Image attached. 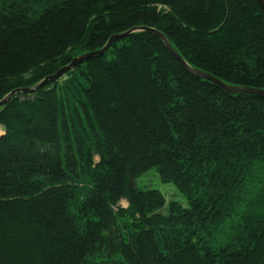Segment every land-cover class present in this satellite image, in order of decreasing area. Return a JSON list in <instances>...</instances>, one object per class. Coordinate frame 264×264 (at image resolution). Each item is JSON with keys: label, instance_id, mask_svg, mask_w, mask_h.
I'll return each instance as SVG.
<instances>
[{"label": "trees", "instance_id": "1", "mask_svg": "<svg viewBox=\"0 0 264 264\" xmlns=\"http://www.w3.org/2000/svg\"><path fill=\"white\" fill-rule=\"evenodd\" d=\"M137 27L264 90L254 0H0V101ZM0 128V264H264V98L156 35L18 94ZM151 170L186 203L139 188Z\"/></svg>", "mask_w": 264, "mask_h": 264}, {"label": "water", "instance_id": "2", "mask_svg": "<svg viewBox=\"0 0 264 264\" xmlns=\"http://www.w3.org/2000/svg\"><path fill=\"white\" fill-rule=\"evenodd\" d=\"M258 6L261 9L263 18H264V0H254ZM140 32H147L153 35H156L159 37L167 49L170 51V53L174 56V58L184 67V69L193 75L194 77H197L201 80L208 81L212 84H214L216 87L220 88L224 92L230 94V95H250L254 97H259V98H264V90L260 89H255V88H250V87H243V86H233L230 84H227L226 82L212 76L211 74H208L204 71L198 70L196 68H193L189 63L179 54L178 51L171 45L170 41L168 38L161 33L160 31L153 29V28H141L137 27L134 28L124 34H118L114 35L110 38L106 46L98 51H94L91 53H87L85 55H82L80 57L75 58L69 65L66 67H63L60 69L58 72H56L54 75L47 77L44 79L41 83L36 85L33 88H22L15 90L8 94L4 99L0 101V109L5 106L12 98L16 97L18 94H34L43 87H45L47 84L50 82H56L58 79L62 78L64 75L68 74L71 72L75 67L80 66L86 62H88L91 59H94L96 57L104 55L112 46V44L118 40H121L123 38H126L132 34L140 33Z\"/></svg>", "mask_w": 264, "mask_h": 264}, {"label": "rangeland", "instance_id": "3", "mask_svg": "<svg viewBox=\"0 0 264 264\" xmlns=\"http://www.w3.org/2000/svg\"><path fill=\"white\" fill-rule=\"evenodd\" d=\"M154 176H156L157 179L154 178ZM136 185L139 188L143 189V190H146V189H157V190H160L165 196H166L165 192H168L169 201L171 199H173V198L178 197V198H180L178 200L185 202V200L181 196V194L172 185H169V184L166 185V184H163L160 181L156 170H151L149 173H147V174L143 175L142 177H140L139 179H137L136 180ZM175 201H177V200H175ZM121 205L126 206L127 202L126 201H122ZM218 241H219L218 239L214 240V242H218Z\"/></svg>", "mask_w": 264, "mask_h": 264}, {"label": "crops", "instance_id": "4", "mask_svg": "<svg viewBox=\"0 0 264 264\" xmlns=\"http://www.w3.org/2000/svg\"><path fill=\"white\" fill-rule=\"evenodd\" d=\"M0 132H2V134H4V131H0Z\"/></svg>", "mask_w": 264, "mask_h": 264}]
</instances>
